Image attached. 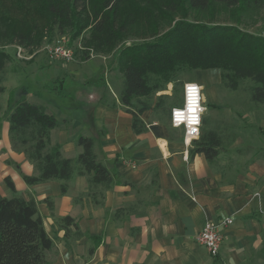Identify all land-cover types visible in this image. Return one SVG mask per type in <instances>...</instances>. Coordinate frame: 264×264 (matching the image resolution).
Returning <instances> with one entry per match:
<instances>
[{
	"label": "crops",
	"instance_id": "1",
	"mask_svg": "<svg viewBox=\"0 0 264 264\" xmlns=\"http://www.w3.org/2000/svg\"><path fill=\"white\" fill-rule=\"evenodd\" d=\"M26 64L7 74L26 77ZM52 64L57 68L50 82L34 81L31 90L1 101L12 89L3 78L0 93V198L12 196L4 181L9 177L18 195L35 201L52 241L46 264H264V113L214 108L205 115L204 105L201 134L186 143L169 112L156 118L148 108L140 116L145 130L135 133L119 100L120 69L98 80L102 64L90 58ZM22 96L54 115L58 123L50 130V144L58 143L62 156L81 152L79 135L95 139L97 160L112 176L108 187L90 189L87 176L76 171L65 193L59 179L26 184L22 175L37 171L13 147L6 118ZM206 125L218 139L212 160L190 152ZM66 216L73 221H61ZM224 218L232 222L222 228L223 240L212 256L195 236L206 221Z\"/></svg>",
	"mask_w": 264,
	"mask_h": 264
},
{
	"label": "trees",
	"instance_id": "2",
	"mask_svg": "<svg viewBox=\"0 0 264 264\" xmlns=\"http://www.w3.org/2000/svg\"><path fill=\"white\" fill-rule=\"evenodd\" d=\"M41 5L51 26L59 35L70 31L69 43L82 36L81 58L89 51L110 53L116 48L118 68L122 72L119 100L132 116L135 133L145 130L141 114L150 107L149 98L175 80L178 69L219 68L225 84L235 89L239 81L249 79L251 98L264 104V35L255 34L235 24L187 19L188 11L206 10L211 3L231 7L239 19L240 12L263 5L264 0H21ZM180 14L161 34L157 18ZM161 15V16H159ZM171 21L174 19L170 17ZM139 41L123 44L129 37ZM13 41L29 45L31 36L13 32ZM10 54L0 48V93L3 92L2 70ZM102 80V74L98 75ZM164 98L158 96V100ZM12 100V97H9ZM160 105V104H159ZM175 106V105H174ZM1 110V105H0ZM162 116L170 113L161 108ZM9 136L13 147L20 148L34 164L36 174L22 175L26 184L50 179L66 181L76 171L86 175L90 189L96 185L108 187L112 176L97 160L95 139L79 135L76 144L81 152L64 157L58 143L50 144V130L57 125L53 114L42 105L22 96L8 110ZM218 139L211 131L194 141L191 153L203 152L208 160L218 153ZM12 196L0 198V264H46V251L52 241L44 229L33 199L26 200L16 193L9 177L4 179ZM45 202L51 207L50 198ZM61 221L72 222L69 216Z\"/></svg>",
	"mask_w": 264,
	"mask_h": 264
},
{
	"label": "rangeland",
	"instance_id": "3",
	"mask_svg": "<svg viewBox=\"0 0 264 264\" xmlns=\"http://www.w3.org/2000/svg\"><path fill=\"white\" fill-rule=\"evenodd\" d=\"M231 9V7H224L218 3H211L206 10H191L185 15L186 18L190 20L198 19L206 22L235 24L252 33L264 35V3L259 7H251L242 10L239 19L236 14H233ZM170 17L174 19L171 21ZM170 17L161 16V18H157L159 34L167 29V26L170 24L169 22L173 23L174 20L180 18L181 15H170ZM50 23L51 20L46 17L45 12L39 4H28L21 0H0V48L10 54V58L6 61L2 70V75L4 80L12 85V89L6 92L4 96L2 95L1 101L4 100L5 96L6 99L10 96L16 98L20 95L19 93H21L22 90H31L34 81H38L39 84H42L44 81L50 82L52 77L56 74L57 67L52 64L54 61L66 64L67 62H82L86 60L81 58V50L82 48L83 50L85 49L82 46L81 37H85L87 35L86 32L83 31L82 36L74 39L68 44V38L71 34L70 31L67 30L64 34L59 35L58 32H56V28L51 26ZM15 31L30 35L31 43L27 46L13 41V32ZM61 37L64 38L65 46L72 49L73 56L70 60L49 58L47 56L46 47L51 44H57ZM141 39L142 38L135 36L129 37L123 41V44L129 45ZM18 47L22 49V57L17 56L16 51ZM118 52L119 48H116L110 53L93 51L92 55L89 56L91 60H95L102 64L100 69L103 78L113 75V73L110 74L112 70H115L114 72L118 75L119 68L116 62ZM35 56L37 57L30 61ZM23 62H27L26 69L28 75L26 77L19 74H7L10 69L16 68L18 64ZM105 74L107 75L105 76ZM67 76L70 77L72 75L70 74ZM186 81H198V83L199 81L205 82L203 86V103L208 109L206 112L204 111L205 115H209V110L214 108L221 110L223 113H226L225 111L247 113L252 110H258L260 113H264V104L255 102L251 98L250 86L254 83L249 79L239 81L237 87L232 89L223 81L219 68L191 70L183 66L176 71L174 81L168 82L165 89L157 91L150 96L149 109L153 111L156 118L162 116L161 108H165L168 111L174 105L181 104V89L183 83ZM3 82L4 81H2V84ZM159 95H163L164 98L158 100ZM216 102H218V106L212 107ZM230 120L231 118L228 119V121ZM247 120V118L243 119L244 122H247ZM210 127V125H206V134L209 133ZM232 127L233 124L228 123V128L231 129Z\"/></svg>",
	"mask_w": 264,
	"mask_h": 264
},
{
	"label": "built area",
	"instance_id": "4",
	"mask_svg": "<svg viewBox=\"0 0 264 264\" xmlns=\"http://www.w3.org/2000/svg\"><path fill=\"white\" fill-rule=\"evenodd\" d=\"M47 56L55 59L70 60L73 56L72 49L65 46L64 38L61 37L57 44H51L46 47ZM17 56L22 57V49L18 47ZM93 51H89V56ZM196 86V116L197 122L189 124L187 121L188 104L190 99L189 88ZM204 93L203 87L197 81H186L181 89V104L175 105L170 108L169 119L173 127H180L183 129L184 140L186 143H191L192 140L197 139L201 134V126L203 120L204 106ZM177 113L180 117L177 118ZM232 222L230 218H224L219 222L206 221L201 230L195 236L196 241L202 244L208 253L212 256L218 254L221 242L223 240L222 228Z\"/></svg>",
	"mask_w": 264,
	"mask_h": 264
},
{
	"label": "clouds",
	"instance_id": "5",
	"mask_svg": "<svg viewBox=\"0 0 264 264\" xmlns=\"http://www.w3.org/2000/svg\"><path fill=\"white\" fill-rule=\"evenodd\" d=\"M190 99L188 104V116L187 121L189 124H195L197 122L196 112V86L193 85L189 88ZM180 117V114L177 113V118Z\"/></svg>",
	"mask_w": 264,
	"mask_h": 264
}]
</instances>
